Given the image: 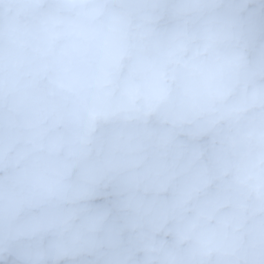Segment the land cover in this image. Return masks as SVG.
Returning <instances> with one entry per match:
<instances>
[{
    "label": "clouds",
    "instance_id": "clouds-1",
    "mask_svg": "<svg viewBox=\"0 0 264 264\" xmlns=\"http://www.w3.org/2000/svg\"><path fill=\"white\" fill-rule=\"evenodd\" d=\"M0 264H264V0H0Z\"/></svg>",
    "mask_w": 264,
    "mask_h": 264
}]
</instances>
